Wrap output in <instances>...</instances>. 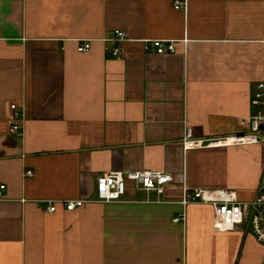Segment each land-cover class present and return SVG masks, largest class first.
I'll list each match as a JSON object with an SVG mask.
<instances>
[{"label":"crops","instance_id":"0c3cea01","mask_svg":"<svg viewBox=\"0 0 264 264\" xmlns=\"http://www.w3.org/2000/svg\"><path fill=\"white\" fill-rule=\"evenodd\" d=\"M174 1L0 0V264H264L247 223L216 230L211 205L178 203L185 188L258 193L264 144L183 139L187 128L205 141L246 133L264 113L251 103L264 0ZM115 29L127 38L106 43ZM82 39L91 51H77ZM153 39L175 52L158 54ZM139 170L169 173L166 195L127 181L124 201L46 210L96 199L99 175Z\"/></svg>","mask_w":264,"mask_h":264},{"label":"built area","instance_id":"2783aa9c","mask_svg":"<svg viewBox=\"0 0 264 264\" xmlns=\"http://www.w3.org/2000/svg\"><path fill=\"white\" fill-rule=\"evenodd\" d=\"M186 0H175L174 8L176 10H184L186 8ZM127 33L121 29L110 31L103 39L106 43L114 45L116 42L124 41ZM77 51L80 53L89 52L93 47L92 39L78 40ZM106 47L107 51H111L115 57H120L121 47L114 46L110 49V45ZM158 54L174 53L175 43L163 39H153L150 41ZM149 48V46H147ZM253 106H261L264 104V82L258 84V90L251 99ZM15 111L16 105H12ZM17 113L14 112L11 120L10 130L13 133H20L21 127L17 122ZM250 129L246 133L233 134L223 137H217L208 141L195 139L191 128L186 129L183 139L185 149L203 148L210 146H226L239 144H264V113H258L249 121ZM27 175H32V171H27ZM127 181H132L146 192H155L159 197L167 193V187L172 182V177L165 171L156 170H139V171H113L107 172L97 177L96 199H65V200H47L45 201L46 210L54 212L57 204H61L68 211H72L78 207H82L87 203L94 201L101 203L121 202L126 199ZM5 189V185L0 186V191ZM157 198L154 202H167L165 198ZM0 198L2 195L0 194ZM209 204L214 210V228L216 230L225 231L236 225L247 223L256 239L264 244V178L262 179L258 193L251 201H240L235 192L226 189H208V188H185L180 203L185 209L192 203ZM185 218L183 210L175 218V222H179Z\"/></svg>","mask_w":264,"mask_h":264}]
</instances>
